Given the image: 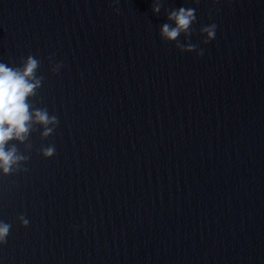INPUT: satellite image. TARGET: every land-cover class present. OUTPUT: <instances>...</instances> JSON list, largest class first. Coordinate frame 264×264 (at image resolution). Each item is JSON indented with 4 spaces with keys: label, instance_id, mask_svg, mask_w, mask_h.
I'll use <instances>...</instances> for the list:
<instances>
[{
    "label": "water",
    "instance_id": "1",
    "mask_svg": "<svg viewBox=\"0 0 264 264\" xmlns=\"http://www.w3.org/2000/svg\"><path fill=\"white\" fill-rule=\"evenodd\" d=\"M29 55L58 123L6 145L0 264H264V0H0V62Z\"/></svg>",
    "mask_w": 264,
    "mask_h": 264
},
{
    "label": "clouds",
    "instance_id": "2",
    "mask_svg": "<svg viewBox=\"0 0 264 264\" xmlns=\"http://www.w3.org/2000/svg\"><path fill=\"white\" fill-rule=\"evenodd\" d=\"M118 4L119 0H113ZM153 12L159 13L160 5L156 3ZM118 12L119 9H116ZM168 20L174 21L175 26L164 23L161 27V35L170 41H175L179 35L184 32L190 33V26L196 20L195 9L180 7L168 14ZM216 25L210 24L201 29L207 34L205 43L215 38ZM184 50L183 45H178ZM195 45H188L187 51L195 48ZM197 55H203L201 49ZM40 61L32 55L27 57L22 68L9 67L7 64L0 62V169L5 174L11 172L12 167L19 161L28 159L17 154V149L13 145L6 149L9 141L16 139L23 142L32 127L33 119L44 125L58 123L55 116L49 117L46 110L30 111L31 105L27 101L29 96L35 95V90L40 86L41 78H37L35 73ZM61 66V65H60ZM51 129L46 128L44 135H48ZM45 157H51L55 154V147H49L43 150ZM23 226H28L29 221L24 215L19 217ZM11 225L0 221V244L6 243L10 233Z\"/></svg>",
    "mask_w": 264,
    "mask_h": 264
}]
</instances>
